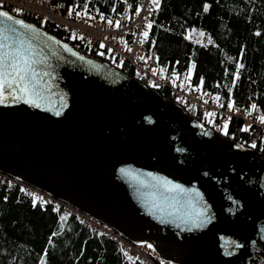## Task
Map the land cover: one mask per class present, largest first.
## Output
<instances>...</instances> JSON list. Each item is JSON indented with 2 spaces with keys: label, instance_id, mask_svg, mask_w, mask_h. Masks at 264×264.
<instances>
[{
  "label": "water",
  "instance_id": "obj_1",
  "mask_svg": "<svg viewBox=\"0 0 264 264\" xmlns=\"http://www.w3.org/2000/svg\"><path fill=\"white\" fill-rule=\"evenodd\" d=\"M34 25L61 43L49 41L38 65L48 73L42 106L0 105V171L150 244L168 264H264V152L236 147L156 89ZM61 96L67 107L56 116L49 109ZM122 167L198 192L202 223L193 227L183 203L154 206L151 189Z\"/></svg>",
  "mask_w": 264,
  "mask_h": 264
},
{
  "label": "trees",
  "instance_id": "obj_2",
  "mask_svg": "<svg viewBox=\"0 0 264 264\" xmlns=\"http://www.w3.org/2000/svg\"><path fill=\"white\" fill-rule=\"evenodd\" d=\"M47 1L62 11L71 7L86 10L93 17L103 14L113 21L118 20L125 7L130 14L138 7L137 0H86V9L85 0ZM205 3L207 11L203 8ZM0 7L139 79L180 104L202 125L216 129L243 147L255 143L252 148L264 152V127L233 116L227 120L225 134L220 131L221 125H215L219 122L216 114L205 115L213 113L211 109L178 101L166 87L139 76L126 59L120 60L108 52L101 55L84 38L73 36L64 26L40 15L23 9L15 12L16 7L4 2H0ZM145 19L146 24L153 22L146 29L149 35L144 40L153 70L163 68L185 75L193 90L209 94L211 101L219 105L228 106L231 99L234 105L248 110L255 104V118L264 115V0H160L159 7L153 5ZM189 64L194 65L190 79L186 78ZM234 72L239 73L235 81ZM245 126L247 131L243 130ZM33 196L37 198L35 203ZM39 197L24 186L9 185L8 179L0 178V264H40L41 259L45 264H145L127 257L115 240L97 228L78 221L71 213L53 210Z\"/></svg>",
  "mask_w": 264,
  "mask_h": 264
},
{
  "label": "built area",
  "instance_id": "obj_3",
  "mask_svg": "<svg viewBox=\"0 0 264 264\" xmlns=\"http://www.w3.org/2000/svg\"><path fill=\"white\" fill-rule=\"evenodd\" d=\"M17 7L23 8L33 13L46 16L49 20L55 23L66 26L73 34L82 36L88 43L101 52L109 51L115 54L119 59H126L135 67V71L139 76H145L151 83L156 86L166 87L178 101H182L194 107L201 106L209 108L217 115L219 122L215 125H220L221 121L230 117L241 118L246 123H254L264 127V123L256 119V113L253 109L244 110L238 105H234L231 109L225 105L211 101L210 95L198 90H193L191 85L185 80V75L178 74L173 76V73L166 71L153 70L150 66V54L146 51L144 41L141 42L140 33L145 31L146 23L145 16L152 7L150 0H137L136 3L140 8L139 13L130 14L125 8L119 15L118 20L120 26L107 23V19L101 20L98 17H92L81 14L77 17L76 10H72V15H69V10L63 12L60 9L51 5L47 0H0ZM81 12V11H80ZM83 13V12H81ZM145 40V39H144ZM101 42L104 47L101 48ZM130 49V50H129ZM183 85V86H181ZM264 114V113H263ZM264 116V115H263ZM0 178L9 180V185L22 184L32 194L42 195L45 200L51 199L47 194L37 190L36 188L21 183L17 178L11 177L0 171ZM54 210L73 211L78 220L88 222L90 226L97 228L101 233L111 237L117 242L120 249L125 252L127 257L135 258L145 264H165L160 260L146 243H134L124 237L121 233L114 229L90 219L87 215L78 212L75 208L62 202L55 200L52 204Z\"/></svg>",
  "mask_w": 264,
  "mask_h": 264
},
{
  "label": "snow or ice",
  "instance_id": "obj_4",
  "mask_svg": "<svg viewBox=\"0 0 264 264\" xmlns=\"http://www.w3.org/2000/svg\"><path fill=\"white\" fill-rule=\"evenodd\" d=\"M157 8L159 7L160 0H150ZM59 6V5H57ZM87 8V2L85 0L84 9ZM205 11L208 9V4L203 5ZM22 9H15V12H21ZM136 13L140 12V8L136 7ZM81 14L88 16L92 19L90 14L85 10L83 13L77 11L75 15L80 17ZM69 15H72V9L69 8ZM0 17H4L3 21H0V105L8 106L10 104L23 103L32 107L40 108L45 100L44 88L46 87L42 76L48 75L47 72H43L38 65L47 64V57L43 55L45 48H51L52 45H59L61 42L54 36H50L45 32H42L37 26L32 23L26 22L25 19L16 18L14 15H10L8 11H0ZM101 20H105L106 17L100 14ZM47 17L44 18L46 20ZM43 23V21H40ZM107 23L114 24V26L119 27L120 21L116 20L113 22L110 18L107 19ZM152 21H148L146 28L152 27ZM141 42L145 38H148V31H143L140 33ZM201 36L204 35L203 32L200 33ZM74 36V34H73ZM51 41L52 45L48 42ZM100 47L103 48L104 44L101 42ZM65 51L70 52L73 56H78V53L74 52L68 44H63ZM130 50V49H129ZM111 51V49H109ZM55 55V52H52ZM103 55L104 53H100ZM83 59V57H79ZM91 63V62H89ZM193 64H189L186 72V78L190 79L193 71ZM238 67H243V65H238ZM161 72L164 71L163 68L160 69ZM178 74L173 72V76ZM233 80L238 78L239 73L234 72ZM203 78H201V83ZM183 86V85H181ZM231 92V89H229ZM216 99L219 100V95H216ZM63 96L60 97V107H52L49 110L53 111L56 116L61 115V110L67 107V104L63 102ZM50 103V101H49ZM234 106L231 99L228 100V107L231 109ZM251 109H255L256 105L252 104ZM206 116L211 117L214 115L212 112H206ZM259 121L264 123V116L258 117ZM209 123H212L209 120ZM228 121L225 120L223 128L220 131L227 134ZM248 126H245L243 130L247 131ZM252 147H256L253 143ZM236 147H241V145H236ZM119 171L126 176L137 180L142 186L150 188L151 191L149 195L153 198L152 203L155 206L157 199H163L165 203L171 201L169 207H179L182 203L189 209L190 212L186 215L195 217L191 219L193 227H198L202 223L201 218L204 217L206 209L204 207L197 206V199L199 193H195V197L185 189L180 183H176L165 176L155 175L151 172L147 173L151 181H145L140 179L136 174H134L130 169L124 167L120 168ZM24 191L23 188L20 189ZM36 197L33 196V203L36 201ZM163 211V206L160 207ZM192 229H189L191 231ZM148 247H152L150 244ZM40 264H45V261L41 259Z\"/></svg>",
  "mask_w": 264,
  "mask_h": 264
},
{
  "label": "rangeland",
  "instance_id": "obj_5",
  "mask_svg": "<svg viewBox=\"0 0 264 264\" xmlns=\"http://www.w3.org/2000/svg\"><path fill=\"white\" fill-rule=\"evenodd\" d=\"M69 9H67V10H65V11H63V12H67ZM73 10V9H72ZM76 10V9H75ZM62 11V10H61ZM76 11H79V10H76ZM213 120V119H212ZM224 122L225 121H223V123H222V125H221V128H223V126H224ZM245 148V147H244Z\"/></svg>",
  "mask_w": 264,
  "mask_h": 264
}]
</instances>
